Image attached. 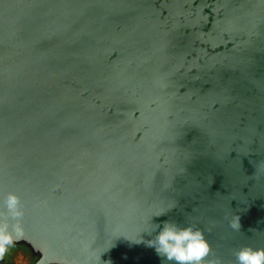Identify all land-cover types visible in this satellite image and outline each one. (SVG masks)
<instances>
[{
    "label": "water",
    "instance_id": "95a60500",
    "mask_svg": "<svg viewBox=\"0 0 264 264\" xmlns=\"http://www.w3.org/2000/svg\"><path fill=\"white\" fill-rule=\"evenodd\" d=\"M8 192L0 264H162L161 212L221 264L264 248V0H0Z\"/></svg>",
    "mask_w": 264,
    "mask_h": 264
},
{
    "label": "clouds",
    "instance_id": "9594fccd",
    "mask_svg": "<svg viewBox=\"0 0 264 264\" xmlns=\"http://www.w3.org/2000/svg\"><path fill=\"white\" fill-rule=\"evenodd\" d=\"M24 208L19 196L8 192L0 202V260L8 253L15 243L24 237L22 218ZM167 216L158 213L154 218ZM153 218V220H154ZM152 229L147 232L149 236L156 233L152 239L146 241L148 247L162 259V264H221L220 258L209 259L212 254L211 247L205 239L204 232L194 229L191 225L182 226L172 220L153 222ZM234 230L241 229L240 217L230 222ZM145 243L143 239L134 241ZM236 264H264V248L254 249L243 246L234 252Z\"/></svg>",
    "mask_w": 264,
    "mask_h": 264
}]
</instances>
